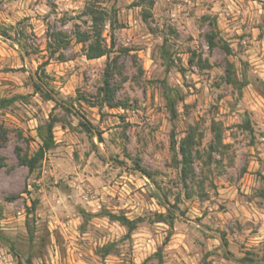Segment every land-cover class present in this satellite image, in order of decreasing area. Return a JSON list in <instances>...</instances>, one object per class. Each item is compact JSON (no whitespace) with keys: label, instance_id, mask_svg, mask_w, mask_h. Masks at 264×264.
<instances>
[{"label":"rangeland","instance_id":"374dc122","mask_svg":"<svg viewBox=\"0 0 264 264\" xmlns=\"http://www.w3.org/2000/svg\"><path fill=\"white\" fill-rule=\"evenodd\" d=\"M152 2L0 0V99L15 97L0 108V264H264V0ZM96 28L106 55L87 59L75 32ZM55 32L70 43L50 59ZM107 62L125 109L97 105ZM51 113L54 146L29 170ZM190 130L184 183L171 138Z\"/></svg>","mask_w":264,"mask_h":264},{"label":"trees","instance_id":"16d2710c","mask_svg":"<svg viewBox=\"0 0 264 264\" xmlns=\"http://www.w3.org/2000/svg\"><path fill=\"white\" fill-rule=\"evenodd\" d=\"M150 4H153L152 0H150ZM85 14L90 16L91 21L94 24H97L101 21V12L97 10L96 7L87 4L85 8ZM95 34H86L76 30L75 32V39L78 43H86L88 45L84 48V55L87 59H96L106 55V49L101 45V34L100 29L96 28L94 30ZM50 40L47 43V49L49 52V58L52 59L55 57L57 51L59 49H65L69 43L70 38L66 37L64 34L55 32L50 34ZM210 43L213 44L212 41ZM226 52H229L228 48H225ZM59 59H62V56H59ZM46 63V62H45ZM233 66L228 62L227 64V72H226V81L233 82ZM114 72L113 66L110 62H107L104 68L103 73V83L98 89L99 100L97 105H106L110 108L113 107H126V104L123 102H119L115 100V84H114ZM34 91L44 99L49 100L54 103L55 107H62L66 112L73 114L77 120L78 124L83 128V130L90 134H96L98 139L102 141L101 132L96 131L94 126L86 119L85 116L80 114L79 112L75 111L73 105L68 102L67 100L63 99L58 92H56L52 87L48 86V84L41 78V76H37L33 83ZM173 90L165 85V96L168 99L167 107L171 114V117L176 116V110L174 107L173 102H170L169 92ZM15 97L10 98H1L0 99V108L8 105L9 103L13 102ZM96 105V104H92ZM55 117L52 113L49 115L48 121L44 125L43 128L38 129V136L41 140V144L39 145L38 149L35 151L32 157L25 158L23 163L28 167L29 170H33L37 163L43 158L45 153L50 150L54 146V137H53V127L55 123ZM2 131L5 133V130L2 126H0ZM4 136V135H3ZM196 145V138L193 131H189L180 141L179 143L176 142L174 136L172 135L171 138V149L176 154L179 155L180 158L174 156V160L180 167L181 177L182 180L185 181L190 177V174L193 171V159H194V147ZM105 216L109 217L110 219L118 221L120 224L125 226L128 232H131L135 227L136 223L134 220L127 218L124 215H116L113 213L106 212ZM225 244V240H222ZM112 243L105 247V252L108 253L109 249L112 247ZM27 264H31V260L27 259ZM19 264H22L19 262Z\"/></svg>","mask_w":264,"mask_h":264}]
</instances>
